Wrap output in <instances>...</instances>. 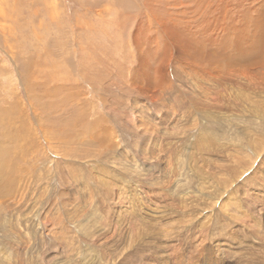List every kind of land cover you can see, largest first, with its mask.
Masks as SVG:
<instances>
[{
  "label": "rangeland",
  "instance_id": "rangeland-1",
  "mask_svg": "<svg viewBox=\"0 0 264 264\" xmlns=\"http://www.w3.org/2000/svg\"><path fill=\"white\" fill-rule=\"evenodd\" d=\"M204 261L264 264V0H0V264Z\"/></svg>",
  "mask_w": 264,
  "mask_h": 264
},
{
  "label": "bare ground",
  "instance_id": "bare-ground-1",
  "mask_svg": "<svg viewBox=\"0 0 264 264\" xmlns=\"http://www.w3.org/2000/svg\"><path fill=\"white\" fill-rule=\"evenodd\" d=\"M229 34V33H228ZM253 54V53H252ZM241 55V54H240ZM238 57H239V55H238ZM222 184V183H221ZM224 203V202H223ZM227 203V202H226ZM220 205H221V203H220ZM222 206V205H221ZM228 206H229V204H228ZM224 208H225V206H224ZM226 209V208H225ZM144 224V223H143ZM147 225V224H146Z\"/></svg>",
  "mask_w": 264,
  "mask_h": 264
}]
</instances>
